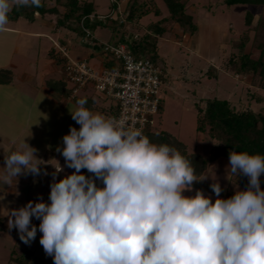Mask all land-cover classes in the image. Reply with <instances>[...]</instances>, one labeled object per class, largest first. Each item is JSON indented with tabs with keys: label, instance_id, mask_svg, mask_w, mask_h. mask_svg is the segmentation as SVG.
Wrapping results in <instances>:
<instances>
[{
	"label": "clouds",
	"instance_id": "obj_1",
	"mask_svg": "<svg viewBox=\"0 0 264 264\" xmlns=\"http://www.w3.org/2000/svg\"><path fill=\"white\" fill-rule=\"evenodd\" d=\"M40 6L41 0H0V30L14 7ZM86 104L82 96L69 110L79 127L70 125L56 150L73 171L56 180L62 170L56 161L48 202L0 206L23 243L38 229L53 264H264V154L228 151V171L247 177L231 196H220L217 180L210 183L214 198L200 189L185 195L206 177L198 176L191 159ZM25 137L5 153L0 188L19 174L40 173L44 162Z\"/></svg>",
	"mask_w": 264,
	"mask_h": 264
},
{
	"label": "rangeland",
	"instance_id": "obj_2",
	"mask_svg": "<svg viewBox=\"0 0 264 264\" xmlns=\"http://www.w3.org/2000/svg\"><path fill=\"white\" fill-rule=\"evenodd\" d=\"M153 3L158 6L161 10V15L167 13L165 4L162 0H152ZM125 2V0H124ZM122 0L117 1L116 8L122 12L124 7ZM46 5H53L54 0H45ZM94 12L98 14H106L112 11L113 4L111 0H93ZM114 10V9H113ZM246 11L251 12L253 20L257 18H263L264 6L249 5V4H234L227 6L223 3V0H187V12L193 15L197 26H205L204 33L202 32L200 40H198V47L202 48L209 56L207 58L200 52H195L193 46L188 44L191 42V36L183 35L181 37L176 36L178 30L177 27L173 26L171 22H166L167 27L170 26V31L164 32L158 37L157 40V54H158V65L161 73V85L159 87L158 96L161 102V111L155 114L152 118L153 125L152 129L155 131L165 130L172 134L177 140L184 143L186 146V152H197L203 155L208 154L209 140L205 133L197 132L195 130V103L198 98H225L230 100L236 107H249L254 111L259 109L264 110V90H247L248 77H240L234 75L231 70L224 68L223 63L226 56L230 52L236 51V44L238 42L239 34L245 29L244 14ZM119 12V14H120ZM112 16H114L112 14ZM55 20V16L53 15ZM157 20L152 13L144 15L140 19L141 25H146L149 22ZM28 27L34 28L35 23H26ZM208 25L217 27L221 30L225 39L222 40L220 35V42L214 44L211 39V32ZM173 26V27H172ZM255 21L252 24L254 29ZM172 27V28H171ZM43 28V27H41ZM40 28V29H41ZM44 29V28H43ZM42 29V30H43ZM51 27L44 29L51 33ZM53 33V32H52ZM67 33V34H66ZM264 33V26L258 28L256 36L262 37ZM62 44L59 45L63 48L69 58L74 61L86 60L89 64L97 65L103 59V56L98 53L97 50H92L90 47L80 43L78 38H74L73 32L63 28L62 30ZM196 34V33H195ZM252 34V32H251ZM94 37L101 42L112 43L116 39L118 32L113 33L110 27L96 26L93 31ZM54 36V34H53ZM188 38V39H187ZM0 40L4 42L3 45V58H8L11 55L10 51L12 45L15 43L16 36L12 34L0 33ZM27 40V39H26ZM41 40V46L37 50L36 45L39 46V39L27 40V46L36 51V55L31 52V67L35 68L38 72L46 73V80H56V71L51 74V68L48 65L52 63L53 59L48 57L45 58L44 53L47 54L50 47V42L47 40ZM23 41V38H22ZM207 44H203L205 42ZM46 46V47H45ZM46 48V50H45ZM55 51L59 49L56 47ZM19 49L20 48L19 46ZM250 49L249 44L246 46V51ZM202 50V51H203ZM7 51V53H5ZM22 51V50H21ZM26 51V50H25ZM215 52L216 58H212ZM255 55V52H253ZM21 53L14 55L13 60L18 65V71H11V79L14 74L20 73L25 70L27 65L20 56ZM62 54V53H61ZM91 54V55H90ZM48 56V55H46ZM211 56V57H210ZM26 57V53L24 54ZM102 57V58H101ZM210 57V58H209ZM11 59V57H10ZM54 64V62H53ZM210 68L211 75L206 74ZM28 71V69H26ZM38 73V75L40 74ZM19 75V74H18ZM17 75V77H18ZM2 77L9 78L8 74L2 75ZM40 75L38 76V78ZM38 80V79H37ZM45 80V81H46ZM67 86L70 88L69 82L65 81ZM257 93L262 97L261 101L249 98L251 93ZM99 96L106 99V103L109 105L113 102L112 99L106 98L102 93L97 92ZM228 158L220 157L210 163L207 169L202 173L201 176H206L203 180L194 181L192 184L191 192L185 190L183 194L191 195L194 194L196 189H200L203 193L209 195L210 198H214L210 183L217 180L221 185L222 191L220 196L224 198V193L227 191L233 193L234 184L241 186L235 180L236 177L228 171L227 167ZM242 189V188H241ZM28 190H16L14 196H5L1 194L0 206L5 208H15L22 206L19 202L22 196H27ZM31 192L35 193L33 190ZM30 197V195H28ZM34 199L38 198L35 194L32 195ZM37 200V199H36ZM3 213V209H0V214ZM7 216H0L1 228H0V264H6L9 253L14 250L16 253L20 252L25 243H23L16 231L11 230L7 227ZM31 222H33L31 220ZM13 227L12 229H14ZM40 233L35 235L30 243L36 242L40 253H42L48 264H53L51 256L45 255L42 246L39 243Z\"/></svg>",
	"mask_w": 264,
	"mask_h": 264
},
{
	"label": "trees",
	"instance_id": "obj_3",
	"mask_svg": "<svg viewBox=\"0 0 264 264\" xmlns=\"http://www.w3.org/2000/svg\"><path fill=\"white\" fill-rule=\"evenodd\" d=\"M117 1L120 0L112 1L114 6L112 10L117 7ZM162 1L167 11L165 15H161L160 8L152 0H125L122 19H119L107 17L108 13H95L93 0H54L53 5H46L45 0H41V6L38 8L14 7L9 13V21H14L20 17L32 21L35 14L39 16L54 15L55 26L70 30L74 33V38H78L81 44L90 47L92 50H97L103 56L99 64L107 68H116L120 66V62L115 60L110 53L105 52L102 46L104 42L98 41L93 35L96 26H107L111 28L113 33L118 32L116 39L110 44L124 43L135 58H148L159 68L157 40L164 32L170 31V26L165 25L166 22H171L173 26L178 28V37L193 36L197 31V23L193 15L187 12V0ZM223 3L227 6L234 4L264 6V0H223ZM149 13L157 17V20L141 25L140 19ZM90 14H93L94 17L89 18ZM99 15L104 17L98 18ZM254 21L255 26L252 29ZM244 24L246 27L239 34L235 46L236 51L230 52L226 56L223 66L225 69L231 70L234 75L241 78L248 77V91L249 89L264 90V33L260 38L256 36L258 28L261 25L264 26V16L253 20L251 12L246 11ZM84 29L89 31V35ZM248 44L250 49L246 51ZM53 47L48 50L47 55L53 59L54 66L61 77L56 80H46L45 85L52 91L59 92L66 83L64 77L66 57L61 54L60 50L55 51ZM161 73L160 70V79ZM5 74H8L9 78L2 77ZM10 74L11 71L8 68H0V83L9 82ZM206 74H212L210 68ZM62 93L69 94L70 88L65 89ZM249 98L257 101L262 100V97L255 92L251 93ZM85 106L88 107L87 104ZM195 107V130L205 133L208 137L209 150L207 155L186 152L184 143L165 130L155 131L152 126L147 125L143 133L148 136L150 141L174 145L182 155L191 159L198 176H201L214 160L220 157L228 158L229 150L264 154V110L254 111L249 107H236L230 100L216 97H200L195 103ZM116 111V107L113 106L109 112L105 113L108 116L115 114ZM160 111L161 102L159 100L157 113ZM81 172L86 176L90 175L85 169H82ZM235 180L242 189L247 184L246 176L239 175ZM259 180L261 189H264V174L259 177ZM231 195L226 191L224 198ZM34 219L39 222L38 219ZM47 262L42 253L36 251L32 246L25 245L18 253L11 250L6 264H48Z\"/></svg>",
	"mask_w": 264,
	"mask_h": 264
},
{
	"label": "crops",
	"instance_id": "obj_4",
	"mask_svg": "<svg viewBox=\"0 0 264 264\" xmlns=\"http://www.w3.org/2000/svg\"><path fill=\"white\" fill-rule=\"evenodd\" d=\"M122 2H124V0H122ZM53 19V15L48 14L44 16L35 14L32 21H27L25 18L20 17L14 21H9L6 28L0 30V33H4L5 35L12 34L16 36L15 43L12 45L10 51L11 55H9L7 59L3 58L2 53L4 50L2 47L4 42L0 40V68H10L13 73L14 71H18V65H16L17 63L13 60L14 55L18 53H21L20 56L23 59L22 61L27 64H24L25 70L17 73V75L19 74L18 77L15 73L13 79L9 82L0 83V166L4 163L5 153L13 150L15 145L19 143L20 139L24 136H26V142L37 149L35 155L44 162L39 166L40 173L38 175H33L31 173L19 174L16 183L13 181L12 185L0 188V193L6 194L5 196H14L16 190L27 189V196H22L19 200L21 205L28 200L35 201L36 199H42L44 202H48L49 184L53 179V167L57 166V162L62 170L56 173V180L73 171V169L65 166L63 157L56 149L57 147L63 146L61 137L63 134L67 133L70 125L76 128L79 127V125L72 120L69 113V110L74 108L76 99L82 96L86 97L87 106L91 110L103 113L104 115H106L105 112H109V109H111V107L113 108V105L115 104L112 102L108 105L106 99L99 96L90 85L79 90L74 98L69 95L70 93H62L65 89H69L66 83L64 88L60 89V93L54 92L45 85V76L47 77L46 73L43 71L40 73L35 68L31 67L32 59L30 54L32 52L36 55V51L33 52L34 48L30 49V46L26 47L27 40L39 39V46L36 45L37 50L41 46L40 39L50 42V47L53 46L54 43H58L59 45L62 44L61 36L63 35V28L55 26ZM29 22L31 24L34 22L36 26H34L33 29L26 26L25 24ZM41 27L44 29H49L51 27L50 30L53 29V31L50 33V31L47 32ZM207 27L211 32V39L214 44L220 42V35H222V40L225 39V36L220 29L218 30L217 27L212 25H208ZM205 28V26L198 25L196 34L191 36V42H189L188 36L187 45L189 46L190 44L191 47L193 46L195 49V52L198 54L201 52L207 58L209 55L202 48L198 47V40H200L199 38L202 32L204 33ZM175 32L177 36L179 30ZM203 44H207L206 41L203 42ZM19 46L22 49H19ZM5 53H7V51H5ZM25 53L26 57H24ZM214 54L215 52L213 53L212 58L215 59L216 56ZM46 55L47 54L44 53L45 58H48L49 56ZM48 68H51V74L56 71L57 74L54 79H59L61 77V74L53 64V61L48 65ZM26 69H28V71ZM38 73H40L39 78ZM31 190L35 193L31 192ZM34 194L38 196V198L34 199L32 196ZM28 195H30V197ZM31 220L33 221L31 222L33 225L38 226V221L34 218H31ZM11 230L17 232L15 228ZM38 233L40 232L37 229L36 235ZM25 245L32 246L36 251L40 252L39 249L41 248L38 247L36 242Z\"/></svg>",
	"mask_w": 264,
	"mask_h": 264
},
{
	"label": "built area",
	"instance_id": "obj_5",
	"mask_svg": "<svg viewBox=\"0 0 264 264\" xmlns=\"http://www.w3.org/2000/svg\"><path fill=\"white\" fill-rule=\"evenodd\" d=\"M119 12L115 8L107 17L122 19V12ZM92 17L94 15L90 14L89 18ZM84 30L89 35V31ZM102 46L105 52L120 62L119 67L107 68L101 64H89L86 60L74 61L63 48L54 45L66 57L64 77L70 84L69 95L73 97L79 90L90 85L94 91L115 103L113 106L117 111L110 116L124 118L128 124L140 127L144 132L147 125H153L152 118L158 111L160 70L148 58H135L124 43L113 45L104 42Z\"/></svg>",
	"mask_w": 264,
	"mask_h": 264
}]
</instances>
